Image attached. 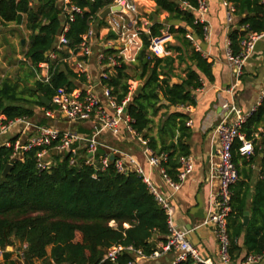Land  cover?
Masks as SVG:
<instances>
[{"label":"trees","instance_id":"trees-1","mask_svg":"<svg viewBox=\"0 0 264 264\" xmlns=\"http://www.w3.org/2000/svg\"><path fill=\"white\" fill-rule=\"evenodd\" d=\"M153 1L155 10L147 15L151 24L148 32L141 35L142 47L134 65L136 74H140L142 87L137 94L133 91L125 110L131 118V127L148 139L152 151L167 154L162 165L167 175L176 179L179 157L190 154L188 140L191 136V129L186 125L189 116L178 107L194 106V92L202 87L200 73L209 80H212V75L207 57L186 36L191 34L202 38V25L195 22L192 9L196 7V0ZM229 1L234 7L233 13L239 17V28L229 33V48L236 54L247 32H264V3L262 0ZM110 2L76 0L85 9L69 23L65 34L67 48L59 51L60 57H67V50L76 47L92 20L99 21V25L104 23L98 13ZM182 2L186 3L185 8L181 7ZM161 12L167 13L163 21L159 19ZM61 22L59 0H0V25L24 24L29 31L24 62H29L33 78L38 64L47 61V53L54 49ZM244 25H247L246 29H243ZM163 32L171 35L175 42L167 45L170 54L156 56L149 46L152 39L162 37ZM106 51L114 52V49ZM175 61L184 64L183 75L175 72ZM53 63L51 68H55L48 82L33 79L36 91L30 88L31 84L19 89L18 83L9 77L0 78V115L4 122L16 117L34 119L36 108L44 106L39 94L51 100L59 88L71 90L84 82V74L73 72L65 61L56 66ZM62 65L67 73L61 69ZM129 69V65L122 63L115 68L113 75L104 79L113 87L112 92L118 101L129 93V80L135 78L129 74ZM173 78L180 82L173 81ZM36 122L61 127L56 119L44 116ZM262 125L264 99L241 131L247 138H254V133ZM154 127L156 132L152 134ZM77 130L91 134V130L85 127ZM253 141L254 154L248 159L237 152L239 140L232 148V160L238 169L239 179L231 187L232 210L227 222L230 260L238 258L243 249L245 255L242 260L248 255H262L264 252V132L260 143L256 139ZM56 142L54 140L51 146ZM38 149L32 148L11 158L12 148L0 145V247L4 248L14 240L26 241V264H102L106 249L114 244L131 245L149 255L155 250L157 241H166L169 230L164 209L135 171L118 172L113 163L103 171H96L84 164V148L78 150L75 163L70 164V152L52 154V165L39 171L35 162ZM102 152L99 147L98 153ZM256 161L259 174L252 185L250 165ZM9 163L12 164L9 172L2 176ZM246 210L250 216L244 226L242 219ZM77 234L79 239H76ZM134 258V252L124 250L115 264H127ZM176 264L203 263L187 257Z\"/></svg>","mask_w":264,"mask_h":264},{"label":"built area","instance_id":"built-area-1","mask_svg":"<svg viewBox=\"0 0 264 264\" xmlns=\"http://www.w3.org/2000/svg\"><path fill=\"white\" fill-rule=\"evenodd\" d=\"M262 1L264 3V0ZM59 3L62 18L61 29L56 35L53 44L54 49L47 53L48 60L38 64L35 78L41 82H48L52 70L55 68H51V62H54L53 64L56 66L59 62L65 61L73 72L83 73L85 80L71 90L59 88L50 100L49 107H51H40L44 117L56 119L61 127L41 125L28 117H16L4 122L3 116L0 115V135L11 133V136L4 140V145L12 148L10 157L16 158L32 148H40L36 151L35 162L36 168L41 171L52 165V154L70 152V164H73L78 156V150L84 148V164L93 167L96 171H103L110 163H113L118 172L133 170L141 177L166 214L169 230L166 241L161 244L160 251L155 250L149 255H144L141 250L135 249L131 245L114 244L106 249L101 259L102 264L105 262L115 264L119 254L124 250L134 252L135 257L149 258L158 257L162 252L175 250L178 255L173 264L185 260L187 257L203 264H212L210 260H203L199 257L197 250L186 238L188 231L174 224L172 205L151 177L154 172H157L166 185L176 191L193 171L192 157L190 155L180 156L176 179L168 176L162 165V162L166 161L167 154L165 152L155 154L148 146V139L143 138L131 127V118L125 110L126 104L134 91L131 84L129 93L118 101L116 94L112 92L113 87L104 82V79H108L110 75H113L115 68L122 63L130 65L136 62L137 54L142 47L141 35L147 32L149 27L148 21L139 12L138 3L136 0H111L106 7L118 6L119 9H111L100 29L95 26L96 21L92 20L86 32L81 35V41L74 49L67 50V57H60L59 51L67 48L68 41L65 34L68 31L69 23L74 20L77 14H81L85 8L79 6L76 0H59ZM222 3L228 8V17H230L234 11L232 3L229 0H222ZM181 7L185 8L186 3L182 2ZM192 9L195 12V22L202 25V39H207L208 22L204 18L208 13L207 0H196V7ZM242 27L246 29L247 25ZM101 30L113 36L106 38L101 43L95 61L91 62L92 47L98 44ZM263 35V32H247L240 42L241 49L236 54L232 53L228 44L226 58L232 65L235 78L234 85L231 86L229 91H232L239 81L245 61L251 55L255 43ZM186 36L193 40L191 34ZM193 42L195 48L200 50L199 44ZM108 48L114 49V52H107L106 49ZM149 50L156 56L167 54L161 45L160 37L152 39ZM89 61L92 65L91 68L89 67ZM63 67L62 65L61 69ZM263 99L264 90L255 105L246 112L232 102L222 103L221 106L226 114L222 115L212 129V138L217 140L219 147L217 160L211 163V170L218 183L216 190L210 196L207 215L203 224H210L213 227L214 236L219 244V256L222 261L230 260L227 222L232 210L231 187L239 179L238 169L232 160V148L235 141L239 140L240 145L237 152L241 157L248 159L254 154L253 140L255 138H247L241 128L257 110ZM184 107L189 108V106ZM77 123L90 129L91 134L86 135L79 132L74 127V124ZM191 123V119L188 118L186 125L190 126ZM105 133L116 137H121L124 133L132 135L141 145L147 169L142 167L131 154L123 153L101 141L99 138ZM14 137L15 139L12 140ZM54 140L57 142L54 146H51ZM99 147L103 149L102 153H98ZM93 177H95V174H93ZM26 248V241L14 240L12 244L4 248L0 247V261L4 252L10 251L14 259L19 261L20 264H26L24 254ZM260 257L261 255H248L241 264L257 261ZM134 260L129 261L127 264H133Z\"/></svg>","mask_w":264,"mask_h":264},{"label":"crops","instance_id":"crops-1","mask_svg":"<svg viewBox=\"0 0 264 264\" xmlns=\"http://www.w3.org/2000/svg\"><path fill=\"white\" fill-rule=\"evenodd\" d=\"M145 1L151 5V8L146 10V15H143L150 26L151 23L147 15L155 10V2L153 0H136L139 7L141 4H145ZM207 2L208 13L204 18L208 22V37L207 39H202L195 35L191 36L193 41L199 44L200 50L207 57V61L210 62L212 80H209L204 74L200 73L202 87L194 92L196 104L189 106V108L178 107V110L187 113L192 121L189 126L191 136L188 144L190 145L189 155L193 159L194 168L192 173L176 191L166 185L157 172H154L151 177L159 190L168 197L172 205V219L174 224L188 231L186 238L197 250L201 259L210 260L212 264H241L245 250L243 249L240 256L236 259L222 261L219 256V244L214 236L213 227L210 224H203L207 215L210 196L216 190L218 183L217 178L211 170V163L217 160V150L219 147L217 140L212 138V129L221 119L222 115L226 114V111L221 106L222 103L232 102L235 106L246 112L259 100L260 94L264 90V35L255 43L251 55L243 65V73L239 81L235 84L233 90L229 91L231 86L234 85L235 78L232 65L226 58V52L229 44V33L239 28V17L234 13H231L230 17H228L229 10L223 5L222 0H207ZM193 13L195 14L194 11ZM161 15H164V17L161 18ZM166 16L167 13L161 12L159 19L163 21ZM106 17L102 18L104 19V23ZM98 23L99 21H96L95 26H97V29H100L104 23L101 25ZM100 33L101 36L98 44L95 45L97 51L101 48V43L106 38H110L104 30H101ZM163 36H165V41H161V45L167 54H170L171 52L167 50V45L168 43H174L175 40L166 32H163ZM172 55L175 54L173 53ZM174 65L176 67L175 72L183 75L181 71L184 68V64H178L175 61ZM91 66V62L89 61V67L91 68ZM173 79V81L176 80V78ZM40 113L42 114L40 108H36V115L34 117H41ZM157 119L158 116L154 118L155 122ZM32 121L36 120L32 119ZM263 130L264 126L262 125L254 133V138L256 140L259 139V143ZM155 132L156 128L154 127L151 133L155 134ZM113 137L121 142L125 141L128 143L137 141L129 133H124L121 137ZM3 144L4 141L0 145ZM139 149L138 151L131 152V155L142 167L147 169L141 147ZM250 167L252 169L251 184L253 185L259 174L258 161L254 165H250ZM250 196L247 199L248 205L251 199ZM246 211H248L249 219L250 212L249 210ZM242 240L243 237L238 241L240 245L242 244ZM162 243V241H157L155 250L160 251ZM177 255V251L171 250L162 252L158 257L153 258L136 256L133 264H173ZM0 264L20 263L14 259L10 251H6L3 254ZM246 264H264V252L259 260Z\"/></svg>","mask_w":264,"mask_h":264},{"label":"rangeland","instance_id":"rangeland-1","mask_svg":"<svg viewBox=\"0 0 264 264\" xmlns=\"http://www.w3.org/2000/svg\"><path fill=\"white\" fill-rule=\"evenodd\" d=\"M145 4H141L139 7V12L141 15H146V10L151 8V5L148 4L147 1ZM164 15H161V18ZM29 31L25 29L24 24L17 25L14 23H10L7 25H0V78L9 77L12 81H15L19 85V89H24L27 85L33 84V77H31V71L28 67L29 62L24 58V50L26 48L28 42ZM164 37H160L161 41H165ZM21 39H24V44H21ZM97 47H92V55L90 57L91 62L95 61V56L97 53ZM100 49V48H99ZM20 61V62H19ZM24 62L25 64H21ZM134 64H130V69L128 70L130 75H135V78L130 81L132 89L135 91L137 85L140 81L136 80V70L134 69ZM182 67V66H181ZM174 80V79H173ZM142 83V82H141ZM40 116L42 114L40 113ZM38 117H35L34 120H37ZM74 126L78 127L80 124H74ZM11 136V133H7L5 135H0V144ZM106 145H109L113 148H116L123 153L131 154V152H135L140 150L141 147L138 141L133 142H125L119 141L115 139L109 133L100 136L99 138ZM259 139L256 140L258 142ZM259 143V142H258ZM140 146V147H139ZM76 239H79V235L77 234Z\"/></svg>","mask_w":264,"mask_h":264},{"label":"water","instance_id":"water-1","mask_svg":"<svg viewBox=\"0 0 264 264\" xmlns=\"http://www.w3.org/2000/svg\"><path fill=\"white\" fill-rule=\"evenodd\" d=\"M114 8L119 9L118 6H116V7H111V8H110V7H106V8H104V9L99 13V17H100V18H104V17H106V15L111 11V9H114ZM188 10H192L191 7H188ZM21 44H24V39H21ZM62 70H64L65 73H67L65 67H63ZM136 80H137V81H140V74H137V75H136ZM175 81L180 82V81L177 80V79H176ZM141 87H142V83L139 82L138 85H137V87H136V89H135V91H134V93L137 94V93L140 91ZM30 88H31L33 91H36V90H37V88H36L35 85H33V84L30 85ZM39 98H40V100H41V102H42V104H43L44 106L48 107V106L50 105V100H49L45 95H43V94H39ZM173 109H174V108H173ZM11 166H12V164L9 163V164H7V165L4 167V169H3V171H2V176L6 175V174L9 172ZM247 221H248V211H245V212H244V216H243L242 224L245 226V225L247 224Z\"/></svg>","mask_w":264,"mask_h":264}]
</instances>
